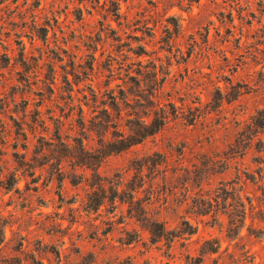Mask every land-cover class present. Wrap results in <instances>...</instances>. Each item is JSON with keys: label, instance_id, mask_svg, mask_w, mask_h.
<instances>
[{"label": "rangeland", "instance_id": "rangeland-1", "mask_svg": "<svg viewBox=\"0 0 264 264\" xmlns=\"http://www.w3.org/2000/svg\"><path fill=\"white\" fill-rule=\"evenodd\" d=\"M0 264H264V0H0Z\"/></svg>", "mask_w": 264, "mask_h": 264}, {"label": "trees", "instance_id": "trees-1", "mask_svg": "<svg viewBox=\"0 0 264 264\" xmlns=\"http://www.w3.org/2000/svg\"><path fill=\"white\" fill-rule=\"evenodd\" d=\"M155 118L148 121L138 122V130L136 135H129L127 137H123V140H120L123 146L118 151H124L132 146H135L142 142L149 136H152L159 132L165 125V117L161 120L159 119L158 112H153ZM121 137V136H120ZM102 143H105L102 141Z\"/></svg>", "mask_w": 264, "mask_h": 264}]
</instances>
